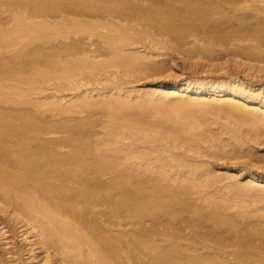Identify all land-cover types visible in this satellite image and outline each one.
Wrapping results in <instances>:
<instances>
[{"label":"bare ground","instance_id":"1","mask_svg":"<svg viewBox=\"0 0 264 264\" xmlns=\"http://www.w3.org/2000/svg\"><path fill=\"white\" fill-rule=\"evenodd\" d=\"M0 7V213L23 228L39 264H264V176L249 170L242 183L207 159L264 166L263 93L236 79L87 87L166 76L164 55L180 49L214 69L231 50L236 68L258 76L264 0ZM44 83L51 94H31ZM210 92L219 98H191ZM214 189L220 200L196 196ZM4 235L0 223L1 250Z\"/></svg>","mask_w":264,"mask_h":264},{"label":"rangeland","instance_id":"2","mask_svg":"<svg viewBox=\"0 0 264 264\" xmlns=\"http://www.w3.org/2000/svg\"><path fill=\"white\" fill-rule=\"evenodd\" d=\"M17 7H15L13 10H16ZM0 11L2 12V7H0ZM153 30V29H152ZM156 31V30H154ZM158 31V29H157ZM194 37L190 36L187 41L192 40ZM192 41H190L191 43ZM187 42H185L186 44ZM188 42L186 46L190 45ZM182 44V45H185ZM226 47H230L231 43H222ZM215 46H219V44H215ZM229 50V49H228ZM154 51H160V50H154ZM182 49L180 50H174L170 52H166L164 55V58H168V61L164 62V65L167 64L168 66H171L170 72L168 71L166 73V76H158V75H153V76H146L142 75L139 77H134L132 76L131 78H125V79H115L114 82H109V83H91L88 84L87 87H94L98 89H106L109 85H114L121 87L122 85L126 86H134L136 88H145L149 87L150 85L153 84H158L160 81H182V80H188L192 82L196 81H204L205 83H221V82H229L233 79H236L237 81H245L246 85L248 86V90L252 92H258L260 91L264 95V73L261 72L260 75L258 76H252V74L249 71H244L242 68H236L235 63L236 61L241 57L239 56L240 54H233V51L229 50L228 53H225L221 55L220 59L218 61H215V63L220 64L221 68H216L214 69V65L211 63L210 59L208 57H201V56H194L191 54L184 55L183 52H181ZM8 52V53H7ZM165 52V50H164ZM5 55L3 57H6V59L9 57L10 52L6 51L4 53ZM8 54V57H7ZM163 57V56H161ZM171 63V64H170ZM213 67V68H212ZM168 74V75H167ZM136 79V80H135ZM231 79V80H230ZM130 80L132 81L131 84H128L127 82ZM40 88L32 90L31 94L32 95H39L41 96H48L51 94L54 89L49 87L48 83H44L40 85ZM41 91V92H40ZM74 90L68 89V90H63L59 91L58 93L61 94H72L74 93ZM184 97H188L184 95ZM177 98V97H176ZM174 98V100L176 99ZM191 98H196V99H203V100H211L215 101L217 98H219V95H216L212 92L205 94L203 97H196L194 94L191 96ZM178 101V98L176 99ZM237 101V100H234ZM224 113L223 117H228V115ZM225 117V118H226ZM224 119V118H223ZM218 125V124H217ZM216 124H214L215 127H217ZM131 138H124L121 143H127L131 141ZM138 142V141H136ZM256 150L259 152V156L261 153H263L264 157V144L258 145L256 144ZM176 153L180 154L184 152V149H177L175 150ZM262 156V155H261ZM193 161H199L200 159L202 160L203 158H195L191 157L190 158ZM208 161L214 165V168L217 169L218 173H231L234 174L236 179L240 180V182H246L249 178V170L250 173H258L260 175L264 176V166H259L258 165H253L249 163L250 158L244 157L240 159H228V158H207ZM233 161V162H232ZM264 164V163H261ZM260 164V165H261ZM216 171V172H217ZM224 180V181H223ZM220 181V184H226L227 182L230 183V181H234L235 179H223ZM218 183V185H220ZM218 186L217 184H215ZM215 186V187H216ZM214 188V187H213ZM212 188V190H213ZM212 190H202L199 194H197V197H205V198H210L212 196H216L217 200L221 199L220 194L214 189ZM211 192V193H210ZM214 195H213V194ZM208 201V199H207ZM204 201V204L206 203V206L208 207V202ZM203 204V201H202ZM203 204V206H204ZM253 204V203H252ZM198 221H194L196 223ZM0 223L3 226V229L5 230V235L3 241H7L8 244L0 248L1 252V259H0V264H39V258L34 259L33 253L31 249V245L28 243V241L25 238V235L23 236L22 232V227H20L19 224L16 222L10 220L5 214L0 213Z\"/></svg>","mask_w":264,"mask_h":264}]
</instances>
